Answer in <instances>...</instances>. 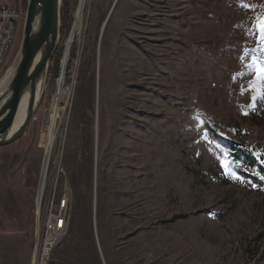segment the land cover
Instances as JSON below:
<instances>
[{
  "label": "rangeland",
  "instance_id": "rangeland-1",
  "mask_svg": "<svg viewBox=\"0 0 264 264\" xmlns=\"http://www.w3.org/2000/svg\"><path fill=\"white\" fill-rule=\"evenodd\" d=\"M63 2L38 110L0 149V264L31 263L66 93L53 196L68 190L70 225L51 264H264V181L221 167L233 141L264 168V0H90L84 24L86 0Z\"/></svg>",
  "mask_w": 264,
  "mask_h": 264
},
{
  "label": "water",
  "instance_id": "water-1",
  "mask_svg": "<svg viewBox=\"0 0 264 264\" xmlns=\"http://www.w3.org/2000/svg\"><path fill=\"white\" fill-rule=\"evenodd\" d=\"M63 0H28L21 45L0 93V149L28 130L41 103L61 38ZM1 82V81H0Z\"/></svg>",
  "mask_w": 264,
  "mask_h": 264
},
{
  "label": "built area",
  "instance_id": "built-area-1",
  "mask_svg": "<svg viewBox=\"0 0 264 264\" xmlns=\"http://www.w3.org/2000/svg\"><path fill=\"white\" fill-rule=\"evenodd\" d=\"M25 20L26 10L20 7V0H10L6 6H0V76L5 69L17 33L24 28ZM54 191L56 192V186L53 195ZM53 195L43 211L42 227L40 232H36L30 264H51L53 251L68 235L70 225L68 190L64 189L61 199L55 200Z\"/></svg>",
  "mask_w": 264,
  "mask_h": 264
},
{
  "label": "bare ground",
  "instance_id": "bare-ground-1",
  "mask_svg": "<svg viewBox=\"0 0 264 264\" xmlns=\"http://www.w3.org/2000/svg\"><path fill=\"white\" fill-rule=\"evenodd\" d=\"M89 3H90V0H86L83 15H82L83 24L85 22ZM3 77L0 80L1 81L0 82V93L3 91V89L6 85V82H7L6 80H3ZM69 95H70L69 93H66L65 97H64V94L62 95L63 99L64 98L68 99V102L67 103L65 102V104H64L65 106L62 108L64 110V117H63V120H62L61 125H60L59 134L57 135L56 141H55L54 146H53L52 155L50 157L51 159L49 161L50 167H49V170L45 176L44 184H43V187L41 189V194H40L39 203H38V207H37V225H38L37 232L41 231V227H42L41 220H42V216H43V211L52 199L53 190H54L56 177H57L56 175H58L60 173V170H58V167H59V161H60V156H61V151H62V146H63L64 134H65V130H66L68 113H69V102H70V98H68ZM59 100H60V98H59ZM61 100H62V98H61ZM56 102H58V100H56ZM57 171H58V174H57ZM48 174H49V176H48Z\"/></svg>",
  "mask_w": 264,
  "mask_h": 264
},
{
  "label": "trees",
  "instance_id": "trees-1",
  "mask_svg": "<svg viewBox=\"0 0 264 264\" xmlns=\"http://www.w3.org/2000/svg\"><path fill=\"white\" fill-rule=\"evenodd\" d=\"M27 3L28 0L23 1V8L24 11L27 10ZM66 4L62 3V18L66 19ZM225 149L228 152V155L233 162L236 170L242 175L249 179H251L256 184H260L262 181L259 180L257 177L248 175L242 170L243 166L255 167L258 171L261 170V165L258 163V157L249 151L247 147L242 144L233 142V141H226ZM239 166V167H238Z\"/></svg>",
  "mask_w": 264,
  "mask_h": 264
},
{
  "label": "snow or ice",
  "instance_id": "snow-or-ice-1",
  "mask_svg": "<svg viewBox=\"0 0 264 264\" xmlns=\"http://www.w3.org/2000/svg\"><path fill=\"white\" fill-rule=\"evenodd\" d=\"M257 31L259 33V35L257 37V41L260 44L261 48H264V21L257 24ZM257 76L258 77H264V67H261L259 69ZM253 99L255 100L256 98L253 97ZM245 114H247V113H245ZM259 162L262 165H264V160H260ZM232 164H233L232 161L225 159L222 161L221 167L225 169L226 174L231 175L234 179H236L239 182H244L243 177L241 175H239L237 171L233 170ZM262 172H264V168H261V170L259 172H255L254 175H256L260 180L264 181V175L261 174Z\"/></svg>",
  "mask_w": 264,
  "mask_h": 264
},
{
  "label": "crops",
  "instance_id": "crops-1",
  "mask_svg": "<svg viewBox=\"0 0 264 264\" xmlns=\"http://www.w3.org/2000/svg\"><path fill=\"white\" fill-rule=\"evenodd\" d=\"M46 129H49V127L47 128L46 127ZM49 139H50V137H49ZM48 139V136H47V140H49ZM48 142L46 141L44 144H43V146H42V149H43V151L45 152V154H44V156L47 154V150H48V146L46 145ZM46 145V146H45ZM49 145V144H48Z\"/></svg>",
  "mask_w": 264,
  "mask_h": 264
}]
</instances>
